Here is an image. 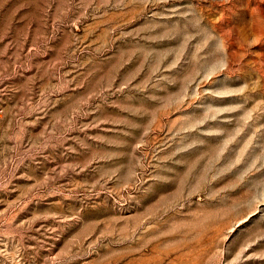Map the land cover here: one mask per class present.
Here are the masks:
<instances>
[{"label":"rangeland","instance_id":"rangeland-1","mask_svg":"<svg viewBox=\"0 0 264 264\" xmlns=\"http://www.w3.org/2000/svg\"><path fill=\"white\" fill-rule=\"evenodd\" d=\"M0 264H264V0H0Z\"/></svg>","mask_w":264,"mask_h":264}]
</instances>
